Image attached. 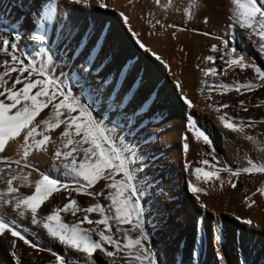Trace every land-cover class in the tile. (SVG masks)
Returning <instances> with one entry per match:
<instances>
[{
    "label": "snow or ice",
    "instance_id": "6c2138e0",
    "mask_svg": "<svg viewBox=\"0 0 264 264\" xmlns=\"http://www.w3.org/2000/svg\"><path fill=\"white\" fill-rule=\"evenodd\" d=\"M57 3L58 0H50L43 14L38 13L39 23L34 22L32 31L25 29L24 23L17 17L12 21L15 37L12 33L0 32V239L11 238L8 243L14 264H22V258L17 253L19 242L38 252H49L54 257V264H97V253L108 258V264H117L118 261L120 264H158L145 227L142 189L137 177L139 169L133 168L136 163L133 148L125 143V136L119 134L118 126L99 118L94 107L87 102V94L94 86L93 72L99 75V65L95 64L98 53L93 55L96 45L80 60V55L88 47L81 37L76 45L79 52L76 49L72 51L69 55L73 61L72 67L68 66L61 50L67 54L63 45L71 33L62 40L56 35L54 27L52 34L45 29V24H53ZM67 3L88 5L89 0H67ZM96 4L101 8L107 7L105 0H96ZM154 4L165 11L173 7L172 0H167L164 5L161 0H154ZM199 7L196 0H192L183 9L185 18L191 21L193 10H199ZM119 15L127 26L129 15L124 12ZM227 21L229 28L238 27L250 34L255 50L264 59V0H230ZM203 22H209L207 16ZM0 24H3V20H0ZM149 24L153 30L157 26L186 30L174 23L165 24L160 19L149 20ZM127 30L141 50L150 54L166 72H172L170 63L142 42L140 32L130 27ZM200 34L218 42L210 47V52L216 55L204 57V62H210L212 66H196L206 78L201 83L208 89V108L216 114L215 118L223 129L242 135L251 142L255 137L248 135L247 130L264 125V119L233 115L227 110L231 108L248 113L247 101L241 99L238 103H221L213 99L212 92L223 97L228 93L244 96L262 90L264 66H259L238 48L234 43L236 37L213 35L210 32ZM37 45L38 51L23 50ZM218 61L222 67L217 66ZM57 69H60L59 73ZM132 70L124 71L122 68L118 75L126 79ZM236 70H249L253 75L245 80L233 79L231 82L222 79L230 72L236 73ZM101 83L106 88L112 87L108 99L113 101L115 108L124 109L123 99L116 102L120 80L104 79ZM174 86L176 89L184 87L179 80L175 81ZM77 92H83L85 96L77 95ZM180 99L187 109L194 107L187 96ZM185 119L186 131L192 134V138L197 142L202 141L213 150L211 161L202 159L199 161L202 166L194 168L197 181L203 178L204 184L211 183L213 186L219 182V187L223 189L226 181L221 173H227V184L236 189L242 174H264V163L252 160L248 161V166L236 169L227 164L221 165L210 134L198 126L191 114H186ZM127 124L131 127L134 121L129 118ZM182 139V149L187 154L190 137L183 135ZM13 145L16 156L4 155ZM40 155L51 160L50 170L38 168L34 157ZM190 167L185 164L186 170ZM34 173L37 174L35 179ZM54 173H62L67 179H61ZM25 188L30 191H22ZM188 189L194 194H208L207 189L196 187L191 181L188 182ZM258 194L264 197V184L245 197L244 203L248 208L256 204L253 197ZM80 195L90 197L95 202L81 206L76 198ZM56 198H61L62 202L56 203ZM201 207L206 205L201 203ZM236 219L249 226L253 223L251 219L240 216H236ZM18 221H26L41 229L47 237L76 255L57 253L52 248L37 244L25 235L26 230ZM213 240L214 243H222V234H214ZM203 242L204 236L200 235L201 246ZM216 257L219 264L224 260L223 252L217 249Z\"/></svg>",
    "mask_w": 264,
    "mask_h": 264
},
{
    "label": "bare ground",
    "instance_id": "6f19581e",
    "mask_svg": "<svg viewBox=\"0 0 264 264\" xmlns=\"http://www.w3.org/2000/svg\"><path fill=\"white\" fill-rule=\"evenodd\" d=\"M48 2L50 0H0V20H3L0 32L12 33L15 37L12 21L17 17L24 23L25 29L32 31L34 22L39 23L38 13L43 14ZM172 2L179 4L165 11L157 7L154 0H132L131 4L129 0H105L107 7L104 8L99 7L96 0H89L88 5H73L67 3V0H58L53 24H45V29L52 34L54 27L56 35L62 40L71 33V37L63 45L67 54L61 50L69 67L73 63L69 55L76 49L81 37L88 43V47L80 55V60L96 45L93 55L98 53L95 64L99 65V75L93 72L94 86L87 94V102L94 107L99 118L106 119L110 125H117L119 134L125 136V143L133 148L136 155L133 168L139 169L137 177L142 189L145 227L158 264H180L181 261L183 264H218L217 249L224 255V260L219 264H264V197L259 194L253 197L256 204L251 208L244 203L248 196L245 184L254 179L258 188L264 184V174H242L236 189L227 184V173H221L226 181L223 189L219 187V182H215L213 186L211 183L204 184L203 178L197 181L194 168L202 166L199 163L202 159L211 161L213 150L202 141L197 142L192 138V134L186 131L185 119L186 114H191L196 118L198 126L210 134L214 141L215 155L221 165L227 164L236 169L248 166L249 160L264 163V125L247 130L248 135L255 137L249 142L242 135L223 129L215 118L216 114L208 108V89L201 83L206 78L196 66H212L210 62H204V57L216 55L210 52V47L218 42L200 33L236 37L234 43L255 63L264 66V59L258 55L246 30L229 28L227 15L230 0H196L200 7L199 10H193L191 21L185 18L183 9L192 0ZM161 4H167V0H161ZM120 12L129 15L128 25H133L132 30L141 33L142 42L147 43V36L151 34L148 46L170 63L171 73L166 72L163 67L160 72V64L134 43L126 25L121 21ZM146 13L151 15L153 21L160 19L165 24L174 23L186 30L171 27L162 29L159 26L153 30L150 24L143 21ZM205 16L209 20L207 24L203 22ZM23 50L35 52L39 50V45ZM76 50L79 52V49ZM221 65L218 61L217 66L222 67ZM122 68L124 71L133 69L126 79L118 75ZM59 71L57 69L58 73ZM65 74L67 75V69ZM252 75L249 70H236V73L230 72L222 79L231 82L233 79L245 80ZM114 78L120 80L117 84L119 94L116 102L123 99L125 108L122 110L115 108L113 101L108 99V94L113 91L112 87L106 88L101 83L104 79L112 81ZM177 80L183 83L182 89L175 88ZM76 94L85 96L83 92ZM182 96H187L193 102L192 109L186 108L180 99ZM212 96L221 103L246 100L248 113L233 111L231 108L227 111L245 118L264 119V89L244 96L228 93L223 97L213 91ZM129 118L134 121L131 127L127 124ZM183 135L190 137V150L187 154L182 149ZM4 155L14 158L15 146L6 150ZM34 160L39 169H51L52 162L47 156H35ZM185 164L191 167L186 170ZM54 174L67 179L62 173ZM35 178L36 173L33 174V179ZM189 181L196 187L207 189L208 194L189 191ZM22 191L27 193L30 190L25 188ZM76 198L81 206L95 202L83 195ZM55 202L61 203L62 199L56 198ZM201 203L206 207H201ZM236 216L251 219L253 223L245 225ZM67 219L70 220L71 217ZM19 223L26 230L25 235L34 239L37 244L52 248L57 253L76 255L47 237L41 229L26 221ZM214 234H222V243H214ZM200 235L204 236L203 246L199 243ZM8 239H0V264H14ZM17 253L22 258V264H54V257L49 252H38L22 242L18 244ZM96 261L97 264H108V258L100 253L96 254Z\"/></svg>",
    "mask_w": 264,
    "mask_h": 264
},
{
    "label": "rangeland",
    "instance_id": "374dc122",
    "mask_svg": "<svg viewBox=\"0 0 264 264\" xmlns=\"http://www.w3.org/2000/svg\"><path fill=\"white\" fill-rule=\"evenodd\" d=\"M172 4H173V7H176L179 3L178 2H172ZM150 14H148V13H146L144 16H143V21H144V23H146V24H148L149 25V23H147V22H149V20H152V17H151V15L149 16ZM130 27L131 29H133V25H128V26H126V29H128V28ZM165 34L167 33V31H165L164 32ZM151 38H152V36H151V34H148V36H147V43H149L150 42V40H151ZM143 43H145L146 45H148L146 42H143ZM222 66V65H221ZM159 70H160V72H162V66L161 65H159V68H158ZM254 179H252V180H250V181H248L246 184H245V186L247 187V194L248 195H250V193L251 192H253V191H256V189H257V185H255V183H254V181H253ZM249 191V192H248Z\"/></svg>",
    "mask_w": 264,
    "mask_h": 264
}]
</instances>
